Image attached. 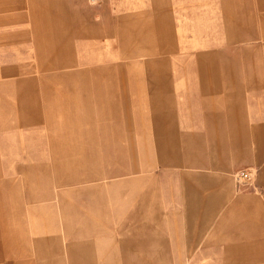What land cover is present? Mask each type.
<instances>
[{"label": "rangeland", "instance_id": "374dc122", "mask_svg": "<svg viewBox=\"0 0 264 264\" xmlns=\"http://www.w3.org/2000/svg\"><path fill=\"white\" fill-rule=\"evenodd\" d=\"M90 240L94 264H264V0H0V264Z\"/></svg>", "mask_w": 264, "mask_h": 264}, {"label": "crops", "instance_id": "0c3cea01", "mask_svg": "<svg viewBox=\"0 0 264 264\" xmlns=\"http://www.w3.org/2000/svg\"><path fill=\"white\" fill-rule=\"evenodd\" d=\"M166 128V130L164 129ZM160 129H164V130H161L160 133H159V140H166L169 139V140H174L176 141V134L174 133V129L172 128V126H170V124H168V127L167 125H163L160 127ZM162 143H160V146L159 148L162 150L164 149L163 146L161 145ZM175 145V143H174ZM178 157L175 156V159L176 160ZM190 180L191 182L195 185H197V187H202V186H205V187H208L212 184H216L218 183V181L220 180V175H212V174H209V173H201V174H196V175H191L190 177ZM222 183V181H221ZM225 183V184H224ZM226 183L228 184V180L227 181H223V185L221 187H219L217 190H210L208 192H206L205 196H206V201H205V204H207V212L208 214L210 215V213L212 212V210H214V207L221 202V200L224 199V197L226 196V189H225V185ZM195 190L197 191V193H200L198 191L197 188H195ZM202 194V193H201ZM204 202H202L203 204ZM91 243V240L90 241H81V246H79L80 248V258L81 260L83 261V264H85V261H89L88 264H94L92 261H91V257H92V254H91V246L90 245Z\"/></svg>", "mask_w": 264, "mask_h": 264}, {"label": "built area", "instance_id": "2783aa9c", "mask_svg": "<svg viewBox=\"0 0 264 264\" xmlns=\"http://www.w3.org/2000/svg\"><path fill=\"white\" fill-rule=\"evenodd\" d=\"M234 176L238 181L246 183V181L250 179L251 175H250V171L247 170L246 168H240L235 171Z\"/></svg>", "mask_w": 264, "mask_h": 264}]
</instances>
